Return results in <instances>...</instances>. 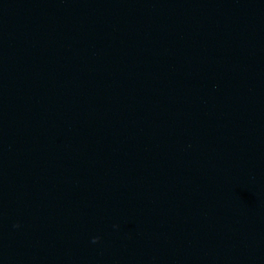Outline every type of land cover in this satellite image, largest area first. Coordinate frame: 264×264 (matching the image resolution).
I'll use <instances>...</instances> for the list:
<instances>
[{"label": "water", "instance_id": "water-1", "mask_svg": "<svg viewBox=\"0 0 264 264\" xmlns=\"http://www.w3.org/2000/svg\"><path fill=\"white\" fill-rule=\"evenodd\" d=\"M0 264H264V0H0Z\"/></svg>", "mask_w": 264, "mask_h": 264}, {"label": "clouds", "instance_id": "clouds-1", "mask_svg": "<svg viewBox=\"0 0 264 264\" xmlns=\"http://www.w3.org/2000/svg\"><path fill=\"white\" fill-rule=\"evenodd\" d=\"M97 240H98V238H94V239H93V243H96Z\"/></svg>", "mask_w": 264, "mask_h": 264}]
</instances>
